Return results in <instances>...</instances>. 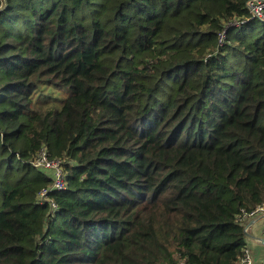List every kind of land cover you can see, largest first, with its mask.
<instances>
[{
  "label": "trees",
  "instance_id": "1",
  "mask_svg": "<svg viewBox=\"0 0 264 264\" xmlns=\"http://www.w3.org/2000/svg\"><path fill=\"white\" fill-rule=\"evenodd\" d=\"M248 1L0 0V264H237L264 204Z\"/></svg>",
  "mask_w": 264,
  "mask_h": 264
},
{
  "label": "built area",
  "instance_id": "2",
  "mask_svg": "<svg viewBox=\"0 0 264 264\" xmlns=\"http://www.w3.org/2000/svg\"><path fill=\"white\" fill-rule=\"evenodd\" d=\"M248 10L251 14V18L264 20V0H249L247 3ZM238 23H236V26ZM226 35H221L220 41L223 42ZM36 168L42 169L44 171L50 170L51 176L54 179L53 185L47 190H43L40 193L39 199L45 201L49 197L50 191H63L66 188V174L62 169L63 162L60 160L50 161L47 152L43 150L40 153L39 158L33 162ZM264 215V204L257 206L252 212L247 213L245 211L239 216V221L245 226V231L248 234L249 228L247 222L250 219ZM237 264H255L253 256L248 248L243 249V253L240 256Z\"/></svg>",
  "mask_w": 264,
  "mask_h": 264
},
{
  "label": "crops",
  "instance_id": "3",
  "mask_svg": "<svg viewBox=\"0 0 264 264\" xmlns=\"http://www.w3.org/2000/svg\"><path fill=\"white\" fill-rule=\"evenodd\" d=\"M248 222L250 234L247 235V246L253 256L254 263L264 264V215L250 219Z\"/></svg>",
  "mask_w": 264,
  "mask_h": 264
},
{
  "label": "rangeland",
  "instance_id": "4",
  "mask_svg": "<svg viewBox=\"0 0 264 264\" xmlns=\"http://www.w3.org/2000/svg\"><path fill=\"white\" fill-rule=\"evenodd\" d=\"M56 92H58V91L56 90ZM46 171H47L48 174H50V175L52 174L50 170H46ZM249 222H250V221H249ZM249 222H248V224H249ZM249 234H250V232L248 233V235H249ZM248 240H250V238H248ZM254 241H255V240H254Z\"/></svg>",
  "mask_w": 264,
  "mask_h": 264
}]
</instances>
